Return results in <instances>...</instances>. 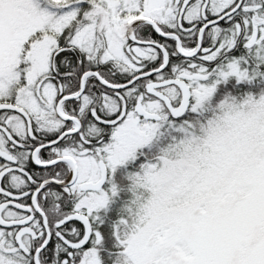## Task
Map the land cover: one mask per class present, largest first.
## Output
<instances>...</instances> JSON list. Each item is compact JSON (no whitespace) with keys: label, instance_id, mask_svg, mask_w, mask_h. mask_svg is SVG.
<instances>
[{"label":"snow or ice","instance_id":"6c2138e0","mask_svg":"<svg viewBox=\"0 0 264 264\" xmlns=\"http://www.w3.org/2000/svg\"><path fill=\"white\" fill-rule=\"evenodd\" d=\"M0 264H264V0H0Z\"/></svg>","mask_w":264,"mask_h":264}]
</instances>
